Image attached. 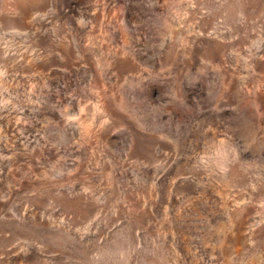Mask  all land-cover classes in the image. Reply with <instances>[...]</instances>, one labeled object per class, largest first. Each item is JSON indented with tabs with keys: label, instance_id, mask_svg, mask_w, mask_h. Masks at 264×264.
Segmentation results:
<instances>
[{
	"label": "rangeland",
	"instance_id": "obj_1",
	"mask_svg": "<svg viewBox=\"0 0 264 264\" xmlns=\"http://www.w3.org/2000/svg\"><path fill=\"white\" fill-rule=\"evenodd\" d=\"M0 264H264V0H0Z\"/></svg>",
	"mask_w": 264,
	"mask_h": 264
}]
</instances>
